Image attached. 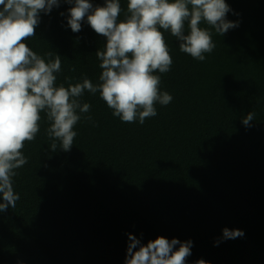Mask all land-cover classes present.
Listing matches in <instances>:
<instances>
[{
	"label": "trees",
	"instance_id": "16d2710c",
	"mask_svg": "<svg viewBox=\"0 0 264 264\" xmlns=\"http://www.w3.org/2000/svg\"><path fill=\"white\" fill-rule=\"evenodd\" d=\"M226 3L238 27L222 36L213 30L216 47L204 61L164 33L173 63L156 74L173 99L156 104L143 124L122 122L99 93L85 91L92 120L77 123L70 151L51 152L41 114L40 131L22 150L28 163L13 178L20 199L0 213V264H125L128 233L142 243L191 239L188 264H264V0ZM69 7L41 13L25 43L61 56L57 84L98 82L104 38L87 21L72 32ZM250 111L256 116L246 127ZM225 227L244 236L217 246Z\"/></svg>",
	"mask_w": 264,
	"mask_h": 264
},
{
	"label": "clouds",
	"instance_id": "9594fccd",
	"mask_svg": "<svg viewBox=\"0 0 264 264\" xmlns=\"http://www.w3.org/2000/svg\"><path fill=\"white\" fill-rule=\"evenodd\" d=\"M62 2L70 5L66 20L72 32H80L87 21L104 38L103 49L96 50L98 82L84 76L75 83L65 77L67 86L57 84L61 56L51 51L41 56L25 43L36 35L41 13L49 14ZM232 11L226 0H127L126 10L121 0L96 5L91 0H0V213L15 208L20 199L13 178L28 163L22 150L40 131L42 113L51 152L70 151L77 123L92 120L85 115L92 107L82 101L85 91L99 93L122 122L143 124L157 115L156 104L166 106L173 99L161 90L156 74L169 72L173 63L164 33L175 37L181 52L204 61L216 47L213 30L222 36L238 27L227 18ZM255 116L248 112L242 124L251 126ZM243 236L241 229L225 227L214 243ZM192 247L191 239L157 236L142 243L128 233L125 264H188ZM194 264L209 262L198 259Z\"/></svg>",
	"mask_w": 264,
	"mask_h": 264
}]
</instances>
